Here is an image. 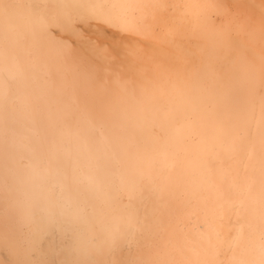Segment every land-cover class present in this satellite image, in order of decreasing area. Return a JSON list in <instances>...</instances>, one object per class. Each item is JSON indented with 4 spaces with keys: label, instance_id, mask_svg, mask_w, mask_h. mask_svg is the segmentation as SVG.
Here are the masks:
<instances>
[{
    "label": "bare ground",
    "instance_id": "1",
    "mask_svg": "<svg viewBox=\"0 0 264 264\" xmlns=\"http://www.w3.org/2000/svg\"><path fill=\"white\" fill-rule=\"evenodd\" d=\"M111 3L139 7H75ZM233 18L229 61L205 22ZM262 21L264 0H0V264H260Z\"/></svg>",
    "mask_w": 264,
    "mask_h": 264
},
{
    "label": "snow or ice",
    "instance_id": "2",
    "mask_svg": "<svg viewBox=\"0 0 264 264\" xmlns=\"http://www.w3.org/2000/svg\"><path fill=\"white\" fill-rule=\"evenodd\" d=\"M65 5H54L53 7H64ZM5 7H9L6 5ZM75 7L88 8L91 13H95L98 9H111V10H132L134 11L139 5L134 3H111V4H89V5H75ZM221 15H228L223 4H215L213 5ZM264 22V21H262ZM235 18H233L231 24H220L216 25L209 21L205 22V28L212 33V35L216 39V43L213 46L214 54L222 58L224 60H236L240 59L244 56V50L242 46L233 40L231 37V25L236 24ZM111 60L113 63L121 61L122 57L119 52H116L115 55H112ZM93 73L89 72L91 76ZM249 135H251V131H249ZM132 235L131 232V218H129L122 225L112 228L106 233L99 234L93 237V242L103 241L105 242L111 249L115 250L119 248L122 242L128 240ZM7 244V239L5 240ZM4 264H29V262L21 259H17L15 261H7ZM55 264V262H52ZM85 264H157V262L148 260V259H133V260H120V259H112V260H99L95 262H85ZM260 264H264V259H261Z\"/></svg>",
    "mask_w": 264,
    "mask_h": 264
}]
</instances>
